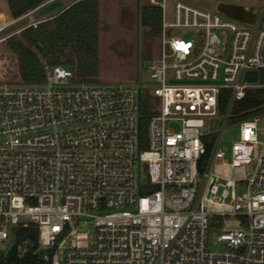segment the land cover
I'll return each mask as SVG.
<instances>
[{
  "label": "built area",
  "instance_id": "obj_1",
  "mask_svg": "<svg viewBox=\"0 0 264 264\" xmlns=\"http://www.w3.org/2000/svg\"><path fill=\"white\" fill-rule=\"evenodd\" d=\"M52 1L13 18L0 0V33ZM149 4L161 9L153 84H77L46 61L41 80L0 82V264L26 251L13 241L26 222L39 226L42 264H264V114L238 123L230 148L216 137L207 161L203 139L215 132L207 119L226 123L223 89L234 101L264 88V13L249 26L209 5ZM254 71L256 82L245 79ZM214 230L223 252L209 249Z\"/></svg>",
  "mask_w": 264,
  "mask_h": 264
},
{
  "label": "rangeland",
  "instance_id": "obj_2",
  "mask_svg": "<svg viewBox=\"0 0 264 264\" xmlns=\"http://www.w3.org/2000/svg\"><path fill=\"white\" fill-rule=\"evenodd\" d=\"M71 0H54L43 8L33 12L18 21L14 22L0 36L12 33L34 21H37L43 15L56 12ZM147 0H99L100 16V37L99 50L93 55L83 53L71 45V39L65 37H39L32 43H27L26 48L19 58L22 60L31 55L35 48L40 50L37 56L51 63L65 62L68 68L72 69L74 77H80L82 81L77 80V84H86L88 86H113L119 83L135 84L137 82L144 84H153L147 67L150 60L158 55L159 36L153 39L145 37V27L141 21V9ZM189 3L198 5H209L214 10L227 16H236L240 13L245 19H239L249 26H255L259 23L264 13V0H185ZM10 12V17H11ZM13 17V16H12ZM237 17V16H236ZM14 18V17H13ZM174 36L187 37L189 32L172 29ZM15 35H19L15 34ZM5 38V37H0ZM9 37L3 39L7 45V50L0 51V55L17 52L11 50L9 46ZM67 47V48H66ZM43 50V51H41ZM96 55V56H95ZM18 58V57H17ZM40 59V60H41ZM97 59V60H96ZM21 70L18 80L13 83L25 84L26 79ZM260 78L263 73L259 72ZM0 82H10L0 80ZM207 121L217 133L220 146L230 148L231 144L238 139L239 125L226 124L219 116H213ZM260 126L264 125V117L261 118ZM264 140V133L259 135ZM244 190L243 186L238 187ZM81 233L87 232L89 237L93 236V224L83 222L79 226ZM216 230L212 231V245L209 249L212 251L223 252L226 245L223 241L216 240ZM0 249L5 250L4 245Z\"/></svg>",
  "mask_w": 264,
  "mask_h": 264
},
{
  "label": "trees",
  "instance_id": "obj_3",
  "mask_svg": "<svg viewBox=\"0 0 264 264\" xmlns=\"http://www.w3.org/2000/svg\"><path fill=\"white\" fill-rule=\"evenodd\" d=\"M45 0H7L9 10L14 18H18L35 8ZM67 15L73 24V38L83 42L95 53L99 50L100 16L99 0H75L67 9ZM141 21L145 27V37L153 39L160 36L161 31V9L158 5L144 4L141 9ZM39 38L38 25H30L21 30L19 35L9 37V46L12 51L17 52V57L10 52L0 55V80L15 82L18 80L21 70L24 72L26 82L38 81L44 76L43 64L35 52L20 59L27 43H32ZM7 50L4 41H0V51ZM264 82V69L261 70ZM219 110L221 114L228 112L226 124H238L244 120L264 114V88H250L241 99L231 101V90L223 89L219 99ZM141 132L145 138L147 135V121L151 114V95L145 91L142 101ZM217 133L203 137L207 154L209 157ZM202 169V165L200 166ZM39 238V226L33 222L20 223L14 230L13 241L17 246L24 244L26 251L20 255L16 249L12 251L9 264H42L41 252L37 251ZM4 258L0 256V263Z\"/></svg>",
  "mask_w": 264,
  "mask_h": 264
},
{
  "label": "crops",
  "instance_id": "obj_4",
  "mask_svg": "<svg viewBox=\"0 0 264 264\" xmlns=\"http://www.w3.org/2000/svg\"><path fill=\"white\" fill-rule=\"evenodd\" d=\"M74 1L75 0H71L58 11L47 13L38 19L40 21L38 23L39 37H65L71 39V45H73V48L76 50L93 55L87 45H85L83 42L76 41L73 38V24L70 17L67 15V9ZM35 50L36 54H40L39 49L35 48ZM41 61L43 62L42 59ZM45 61L47 62L48 60ZM48 63H51V61ZM67 63H69L68 60L62 63L57 62L56 64H62L65 66ZM75 80L82 81L83 79L80 77H75Z\"/></svg>",
  "mask_w": 264,
  "mask_h": 264
},
{
  "label": "water",
  "instance_id": "obj_5",
  "mask_svg": "<svg viewBox=\"0 0 264 264\" xmlns=\"http://www.w3.org/2000/svg\"><path fill=\"white\" fill-rule=\"evenodd\" d=\"M146 4H149V0L146 1ZM239 19H245V17L239 16ZM245 79L248 81H254L256 82L258 80V73L256 71L254 72H247Z\"/></svg>",
  "mask_w": 264,
  "mask_h": 264
},
{
  "label": "flooded vegetation",
  "instance_id": "obj_6",
  "mask_svg": "<svg viewBox=\"0 0 264 264\" xmlns=\"http://www.w3.org/2000/svg\"><path fill=\"white\" fill-rule=\"evenodd\" d=\"M236 16H237V17H236ZM236 16H234V17H235V18H238V17L241 16V15H240V13H237ZM232 17H233V16H232Z\"/></svg>",
  "mask_w": 264,
  "mask_h": 264
},
{
  "label": "bare ground",
  "instance_id": "obj_7",
  "mask_svg": "<svg viewBox=\"0 0 264 264\" xmlns=\"http://www.w3.org/2000/svg\"><path fill=\"white\" fill-rule=\"evenodd\" d=\"M2 41V40H1Z\"/></svg>",
  "mask_w": 264,
  "mask_h": 264
}]
</instances>
